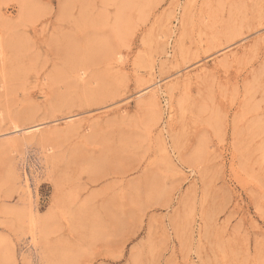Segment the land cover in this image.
<instances>
[{
    "label": "rangeland",
    "instance_id": "1",
    "mask_svg": "<svg viewBox=\"0 0 264 264\" xmlns=\"http://www.w3.org/2000/svg\"><path fill=\"white\" fill-rule=\"evenodd\" d=\"M0 264H264V0H0Z\"/></svg>",
    "mask_w": 264,
    "mask_h": 264
},
{
    "label": "bare ground",
    "instance_id": "2",
    "mask_svg": "<svg viewBox=\"0 0 264 264\" xmlns=\"http://www.w3.org/2000/svg\"><path fill=\"white\" fill-rule=\"evenodd\" d=\"M73 109V108H72Z\"/></svg>",
    "mask_w": 264,
    "mask_h": 264
}]
</instances>
